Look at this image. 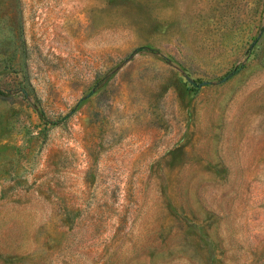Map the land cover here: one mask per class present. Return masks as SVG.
<instances>
[{
    "label": "rangeland",
    "instance_id": "obj_1",
    "mask_svg": "<svg viewBox=\"0 0 264 264\" xmlns=\"http://www.w3.org/2000/svg\"><path fill=\"white\" fill-rule=\"evenodd\" d=\"M0 264H264V0H0Z\"/></svg>",
    "mask_w": 264,
    "mask_h": 264
}]
</instances>
